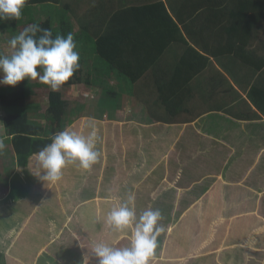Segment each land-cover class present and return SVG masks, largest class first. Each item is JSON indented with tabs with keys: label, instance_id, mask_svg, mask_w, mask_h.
I'll return each instance as SVG.
<instances>
[{
	"label": "crops",
	"instance_id": "0c3cea01",
	"mask_svg": "<svg viewBox=\"0 0 264 264\" xmlns=\"http://www.w3.org/2000/svg\"><path fill=\"white\" fill-rule=\"evenodd\" d=\"M105 1L71 0L78 4L76 31L102 18L115 32L123 22L135 32L154 27L138 26L120 10L132 0ZM157 1L167 6L165 35L135 50V62L144 67L137 81L113 72L91 49L79 51L94 63L98 89L115 90L116 107H92L73 120L68 128L80 134L96 126L100 157L97 169L68 165L62 182L94 188L98 196L68 207L61 181L42 183L46 196L25 197V204L32 197L38 205L28 207L27 217L25 210L16 214L21 201L11 181L0 198L6 199L0 200L5 264H98L92 245L109 243L114 231L106 226L102 233L101 207L95 210L93 202L116 204L132 196L131 206H140L139 192H148L145 207L160 209L165 226L151 264H264V116L250 98L254 87L264 90V20L252 28L250 22L241 29L231 24L238 9L242 15L257 10L252 0ZM121 60L128 68L134 61ZM94 89L84 88L90 101ZM12 178L25 180L18 168Z\"/></svg>",
	"mask_w": 264,
	"mask_h": 264
},
{
	"label": "trees",
	"instance_id": "16d2710c",
	"mask_svg": "<svg viewBox=\"0 0 264 264\" xmlns=\"http://www.w3.org/2000/svg\"><path fill=\"white\" fill-rule=\"evenodd\" d=\"M78 1L91 2L92 0ZM220 1L222 3L221 5H223L224 2H227V0ZM241 1L243 0H231V4H241ZM252 1L254 2V6L257 10L251 11V14L242 15L237 12L241 11L238 9L234 15L231 16V24L234 22L237 24L239 29H241L240 24H245L247 26V22H250L252 28L255 23L264 20V0ZM70 2L71 0H69V2L68 0H28V3L23 9L22 18L18 21L0 20V31L8 33L10 35V40L22 32L30 24H38L43 28H50L53 33V38H55L56 35L66 36L69 32H71L74 35L75 42L77 43L78 51L83 52L84 47L86 49H91L97 54L98 58L108 66V68L113 70V72L126 76L131 82L137 81V78L134 75L139 77L140 72L144 70V67L143 62H135L137 61L134 54L135 50L138 47L146 48L147 50L149 45L153 47L154 42L158 41L160 38H164L165 34L163 33L161 23L164 19H166L167 15V6L165 3L157 0H132L129 5L126 3L122 4L121 6L123 8H120V10L128 12L133 18V21L136 22V25L146 28L150 26L154 27L150 29L137 30V32H135L136 30L134 28L123 22L125 27H120V32H115L112 30L114 28L113 26L108 30L105 29L106 26L103 18L101 21L98 19L94 21L96 27L90 28V26H83L82 28L80 27L81 29L76 31L77 28L73 23V17H76L78 4L76 3V5L73 6L70 5ZM105 2H111V0H106ZM116 18L117 17L113 16L112 22H115ZM167 43L168 41L164 43L163 47ZM234 45L235 43L233 46ZM79 54V63L81 65L80 69L75 72L74 77L68 83L63 85L61 89L69 90L73 87H83L87 91H90L95 88L92 91L94 93V97L90 101V106L70 102L68 99L64 98L65 93H62L61 90L58 92H53L51 90L48 92L50 99L49 108L44 115L48 124H45L40 121L36 122V116L39 113V109H41L39 108L41 105L31 102L34 90L36 88H46L47 86L45 84L38 82V79L30 82L25 79L22 81V85L20 87L0 88V107L5 110V114L0 122L3 127V135L7 144V149L5 151L2 150L0 153V160H4L2 158H5L3 156L5 152L7 158L10 160L7 165L2 166L0 184L3 183V186L0 185V189L9 187V184H11L12 181L14 191L13 195L15 196L18 191L16 202L21 201L16 208V214L18 215H21L20 213L24 212L22 209H24L25 206L24 201H26L25 197L27 191L24 187L20 188L18 186L12 178V175L16 168L24 173L25 179L27 176L29 187L32 192L34 189L32 188V183L33 181H36V176L32 174L30 165L33 162L35 163V154L38 153L45 145L51 143L54 134L68 128L72 124L73 118L71 113L74 110L73 105L76 106L77 112L79 108L83 106L82 108L84 110L82 111V115L87 112L86 110H90L92 107H102L107 111H115L117 99L114 93L115 90H101L98 93V86L95 84L94 76L91 70L94 63L90 60H85L82 53ZM125 56H127L129 60L134 59L131 67L129 68L124 65V62L121 60V58L124 59ZM262 67L263 65L259 66V68ZM250 98L253 105L257 108V110H259L260 114L264 116V90H258L254 87L250 94ZM80 115L81 110L78 112V117H80ZM97 164L98 163L96 162L92 168L97 169ZM111 169L112 171H115V169ZM3 179H6V182H4ZM60 190H62V201L68 207H71L72 204H75L76 206L80 205L84 201H90L98 196L96 189L93 188L86 190L82 185H79V188L73 187L70 183H68V181L65 183L61 181ZM34 191H36V194L38 193L41 196H46V189L44 186L37 185ZM50 198L53 200V203H56V197ZM93 203L95 210L98 211L99 209L96 206L101 207L100 211H102V214L100 222L107 226L106 217L110 211L107 208V204L103 202ZM36 204L37 203H35V205ZM19 208H21V210H19ZM48 208L47 203L44 204L43 210L48 211ZM24 210L25 216L29 217L31 214L29 212V208L26 207ZM111 231L112 230H109V233H111ZM112 237L114 240L112 244H115L114 246L123 247L128 246L130 243V238L122 239L119 233L114 232L111 235V238ZM123 240H126V242ZM0 264H5L2 253H0Z\"/></svg>",
	"mask_w": 264,
	"mask_h": 264
},
{
	"label": "clouds",
	"instance_id": "9594fccd",
	"mask_svg": "<svg viewBox=\"0 0 264 264\" xmlns=\"http://www.w3.org/2000/svg\"><path fill=\"white\" fill-rule=\"evenodd\" d=\"M28 0H0V20H20ZM11 55L0 54V85L17 86L27 79L39 80L58 92L68 83L81 65L74 35H56L50 28L38 24L28 25L10 40ZM87 135L66 128L52 137L51 143L36 153L42 171L35 174L45 183L55 184L63 178L68 165L89 170L98 161L96 148L99 140L94 124ZM5 148L0 139V151ZM133 197L118 201L108 212L106 223L116 233L130 232L128 246L117 247L104 240L95 241L92 254L98 264H151L158 247V237L165 231L159 209L152 207L137 216L131 206Z\"/></svg>",
	"mask_w": 264,
	"mask_h": 264
},
{
	"label": "rangeland",
	"instance_id": "374dc122",
	"mask_svg": "<svg viewBox=\"0 0 264 264\" xmlns=\"http://www.w3.org/2000/svg\"><path fill=\"white\" fill-rule=\"evenodd\" d=\"M10 35L8 34V33H6L5 31H0V54H4V55H11V53L13 52V49L11 48V46H10ZM105 79V78H104ZM39 82V81H38ZM105 82H106V84H107V82H108V80H107V78H106V81L104 80V84H105ZM22 85V82H20L17 86H21ZM47 87L46 88H41V89H38V88H36L35 90H34V94H33V97L31 98V102L32 103H36V104H39V105H41L39 108H41V109H39V113H38V115L36 116L37 118H36V122L37 121H40V122H43V123H45V124H48V121H46L45 120V117H44V115H45V112L48 110V108H49V102H50V99H49V91H51V89H50V87L48 86V85H46ZM1 87H11L12 88V86H6V85H0V88ZM16 87V86H15ZM61 90V92L62 93H65L64 94V98L65 99H68L70 102H74L75 104H90L91 102H90V97H89V95H90V92H88V94L86 93V91L84 90V88L83 87H73L72 88V90L70 89V90H68V89H60ZM59 90V91H60ZM99 91H101L100 89H98ZM68 91H71V92H68ZM66 92H68V93H66ZM34 95H36V96H34ZM94 97V96H93ZM83 107V106H82ZM82 107L81 108H79V110H78V112H80V110L82 109ZM73 112L71 113V115H72V118H73V120H75V119H77V117H78V112H77V109H76V106L75 105H73ZM83 111V110H82ZM82 111H81V113H82ZM5 114V110H4V108H2V107H0V121H1V119H2V117H3V115ZM33 121V120H32ZM0 139H2L3 141H4V144H5V148L3 149V151H5L6 149H7V144H6V142H5V138H4V135H3V127H2V125H1V122H0ZM0 153H1V151H0ZM5 158H2V159H4V160H0V174H1V169H2V166L3 165H7L8 164V161H10L8 158H7V156H6V152L4 153V155H3ZM8 159V160H7ZM115 162H112L111 163V165H113ZM120 163V166L121 167H125V163L124 162H119ZM111 165H109V166H111ZM33 169H31V172H32V174L33 175H35V173H34V171H35V169H36V174L38 173V172H40V171H42V169H40L39 168V166H38V161H36L35 163H34V165H33ZM113 169H114V167L116 168V166H111ZM18 171H16V173H17ZM35 177V176H34ZM66 177H64V179H65ZM35 179H36V181H33V183H32V188H36L37 187V185L38 186H40V185H43V184H46L47 186H53L54 184H51V183H45V182H43V181H41L38 177H35ZM6 179H3V181L4 182H6L5 181ZM66 180H71V178H69L68 176H67V178H66ZM61 181H63L62 179H61ZM17 184H18V186L21 188V187H24V189H26V196H33V193L35 194V197L37 198L38 196H41L40 194H36V191H34V190H32V192H31V188L29 187V181H28V179H25V180H22L21 181V179H19V181L18 182H16ZM43 183V184H42ZM58 183V182H57ZM56 184V183H55ZM1 186H3V183H1L0 184ZM3 191H6V188L5 189H0V198L1 197H3L4 196V192ZM30 193V194H29ZM139 197H141L140 198V200H139V204H140V206H138L137 205V203L136 202H134V204H135V209H136V213H137V216H139V214L142 212V211H144V210H146L147 208H149V207H145V205L146 204H148V201H149V195H148V192H139ZM1 201L3 200V203L6 201V199L4 200V199H0ZM27 202L29 203V204H25V206H24V209L26 208V207H30V208H34L33 210H35L36 208H37V206H35V203L33 202V198L32 197H30L28 200H27ZM133 203V202H132ZM29 205V206H28ZM115 204H107V208L109 209V210H111V208L114 206ZM24 209H22V210H24ZM158 209V208H157ZM19 210H21V208H19ZM160 210V209H159ZM11 224V222H9V225ZM0 226L1 227H3V225H2V222H1V220H0ZM108 226V225H107ZM108 228H109V226H108ZM103 229V234L105 235L106 234V226L104 227V228H102ZM129 234H130V232H125V233H119V235L120 236H122L121 238L122 239H128L129 237ZM120 238V239H121ZM119 239V240H120ZM118 240V241H119ZM123 241H125L126 242V240H123ZM108 242L109 243H113L114 242V240H113V237L111 238V237H108ZM41 264H44L43 262H41Z\"/></svg>",
	"mask_w": 264,
	"mask_h": 264
}]
</instances>
